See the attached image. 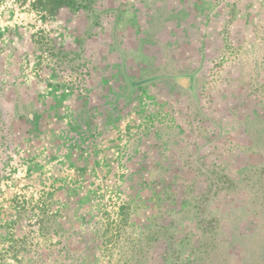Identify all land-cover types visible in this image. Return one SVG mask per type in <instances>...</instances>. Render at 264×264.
I'll return each instance as SVG.
<instances>
[{
    "label": "rangeland",
    "instance_id": "374dc122",
    "mask_svg": "<svg viewBox=\"0 0 264 264\" xmlns=\"http://www.w3.org/2000/svg\"><path fill=\"white\" fill-rule=\"evenodd\" d=\"M0 264H264V0H0Z\"/></svg>",
    "mask_w": 264,
    "mask_h": 264
}]
</instances>
